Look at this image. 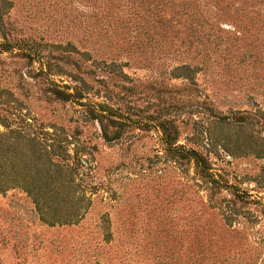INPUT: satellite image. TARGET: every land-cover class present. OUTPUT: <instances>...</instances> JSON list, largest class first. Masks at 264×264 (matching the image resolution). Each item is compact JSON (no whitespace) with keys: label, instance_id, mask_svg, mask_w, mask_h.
I'll return each mask as SVG.
<instances>
[{"label":"rangeland","instance_id":"rangeland-1","mask_svg":"<svg viewBox=\"0 0 264 264\" xmlns=\"http://www.w3.org/2000/svg\"><path fill=\"white\" fill-rule=\"evenodd\" d=\"M0 131L80 214L0 191V264H264V0H0Z\"/></svg>","mask_w":264,"mask_h":264},{"label":"trees","instance_id":"trees-1","mask_svg":"<svg viewBox=\"0 0 264 264\" xmlns=\"http://www.w3.org/2000/svg\"><path fill=\"white\" fill-rule=\"evenodd\" d=\"M165 122L161 124L164 140L166 143H172L176 140L175 135L170 133ZM6 128L8 125L3 124ZM32 140H27L28 146L24 141L17 140L9 136L8 133L0 131V191L7 189L20 188L24 190L33 199L41 220L51 225L74 223L76 221V211L72 210L69 199H72L70 190L66 191V198L60 200L58 204L50 201V198L62 195L65 190L62 188L66 182H71L66 174L58 169L57 161L51 159L50 154L53 143L44 142L45 153L36 149ZM69 141H66L65 146ZM60 147L64 146L61 142ZM189 159L194 158L197 169L207 174L206 164L199 156H194L193 151L186 152ZM49 157V158H48ZM204 175V174H203ZM219 184L218 181H213ZM48 204V207L45 205Z\"/></svg>","mask_w":264,"mask_h":264}]
</instances>
